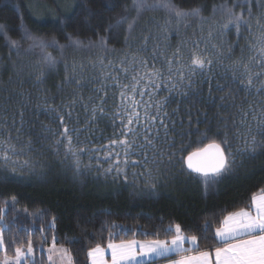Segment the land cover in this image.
I'll use <instances>...</instances> for the list:
<instances>
[{"label": "trees", "instance_id": "16d2710c", "mask_svg": "<svg viewBox=\"0 0 264 264\" xmlns=\"http://www.w3.org/2000/svg\"><path fill=\"white\" fill-rule=\"evenodd\" d=\"M63 2V4L61 3ZM73 0H8L7 6L4 0H0V25L5 26L7 37L18 41L20 45L19 54L16 50L10 49L4 35H0V86L6 87L9 91H23L31 99L27 108L21 104L14 103L11 110L4 111L0 109V123L3 118H7V124L4 127L11 134V143L20 147L24 142L31 140V150L25 147L24 154L13 156L14 161L19 163L7 166L0 160V208L7 205V202L15 198L14 209L8 206L3 215L4 224L8 229L4 231L5 247L8 255H14V249L21 247L27 248V241H32V247L38 251V258L46 264L43 253L39 251L48 247L52 243L62 245L66 248L71 258L72 264H88L87 253L96 246L105 247L110 243H120L122 240H170L173 232H165L170 225L179 224L186 237L195 235L198 238V249L211 250L216 246L215 229L220 226V222L228 213L237 211L240 208H249L251 198L254 194L264 189V156L254 161H246L244 166L239 168L236 174L218 185L214 190L205 193L203 186L191 177L179 175V163L172 168L171 172L160 175L157 181L155 194H151L144 184L145 177L134 175L140 173L143 168L139 165L128 164L127 172L128 182L124 183L123 177L116 183H113L112 175L105 177L103 169L108 168L115 161V153H120L121 164L124 167V149L120 146L107 147L111 140L121 139L122 131L121 118L127 123L128 115L132 112L131 101L125 99L122 102L121 91H125L128 97L135 95V100L140 105L144 103H153L156 100L167 98L165 111L169 113V137L174 138L175 147L167 149V145L162 140L158 146L164 147L169 151L177 153V160L181 155L187 153L177 152L182 146L188 151L194 150L202 144L198 143L199 136L185 135L183 140L178 135L182 131L180 122L183 121L185 129L194 132L196 127L204 130L208 125L195 123L197 113L207 112L208 120L212 132L211 138L219 140L223 136L225 129L220 127L219 136L217 133L218 124L214 118L217 111L216 107L201 103L200 98H184L176 94L175 91L169 92L167 88L161 87L150 99L148 95L141 97L138 94L128 92L119 85L128 84L132 86L135 82L133 76H144L145 72L155 64L164 76H167V65L163 57L153 58L151 54L152 42L149 43V51L138 52L139 42L135 39L130 41V47L123 41V31L119 42L110 40L108 47L115 48L113 53H104L100 49L91 51H77L73 48H66L63 55L55 48H48L58 60L63 62L57 65L55 71H48L44 68L46 76L42 84H37L36 75L39 74V68H43L42 53L39 49H29L31 41L22 38L23 28L28 29L34 35L45 38L56 37L61 44H66L64 34L79 35L81 39L97 37L91 31H84L80 24L73 22L69 26L68 21L60 23L65 16L71 14V5ZM109 4H115V11L108 13L103 11L105 18L116 17L124 13L125 5L129 8L128 15L135 16L131 11V0H106ZM219 3L221 0H172V3L179 8L188 9L197 4L207 6L202 15L209 16L211 5ZM96 10V5H91ZM237 11H239L237 9ZM264 8H253V19L251 21V33L242 28L241 36L238 39L235 30L228 32L222 39L233 45L231 60L225 59L224 63L229 64L232 60L241 57V49H244L243 55L248 56L247 44L250 40L260 35V30L256 26L255 17L261 16ZM83 19V17H81ZM171 19V29L173 30L167 43L171 45L166 50L168 55L180 44L181 39L188 41L183 50L182 62L189 60V50L192 48V42L200 40L201 36H207L209 25H201L198 18H188L179 24V33L175 29L177 23L174 18H170L164 10L146 11L138 21L135 36H139L145 28H151L154 32L156 26H164L167 20ZM217 22H222L219 17ZM98 23L97 20L90 21V24ZM264 23V20H262ZM185 24L188 27H185ZM106 26V24H105ZM203 29V31H202ZM98 31H100L98 29ZM100 34H104L102 31ZM214 43L217 41H213ZM205 47L204 43L200 48ZM209 51L211 47L209 45ZM104 56V65L99 63V57ZM143 57L149 61V69H143L138 66L137 71H133L131 61L133 57ZM126 60L125 66L129 67L127 77L112 67H107L111 60L113 65H118L120 60ZM91 60L96 64L95 68L88 67L84 75L89 79V83L84 88L77 90L75 86H59L65 78L64 62L69 66L75 61H83L85 64ZM39 66V67H38ZM180 65H176L179 67ZM20 72V75H17ZM223 69L216 65L212 74L205 76L197 75L195 79L199 81L196 85L206 98L209 85L203 83L208 75L214 76L219 80V74ZM111 73L112 76H118V82H114L111 77L105 78ZM13 81L9 85V80ZM20 81H23L22 88ZM158 83L160 81H157ZM223 83V80H220ZM148 80H140L135 84L137 91L145 89ZM214 87V83H213ZM96 89H102L97 92ZM151 91L150 88H148ZM47 96L49 103L60 109L62 114L68 111L72 112L69 127L77 129H86L78 135L73 134V148L80 147L88 151L80 154V166L85 169L84 175L80 178H74L71 168L72 156L67 158V163H61L64 160V146L60 147L59 155L56 154V148L53 145V137L42 131V125H47L54 130L59 127L54 114H48L42 109L37 108L38 103L43 102V97ZM213 95L219 96L223 93L213 92ZM82 98V99H81ZM19 99V98H17ZM104 100L103 108L105 114H96L92 120V109L101 104ZM73 101L75 103L73 104ZM219 100H217V104ZM249 104L257 109V113L264 109V96H257L255 93L249 95L243 91L239 92L236 105L238 107H229L227 111L221 110L224 116L232 117L238 122L240 120L239 106L247 109ZM62 105H72L71 108L62 107ZM179 111L172 115L173 110ZM189 110L192 112V128L188 129V119L186 115ZM135 111L140 113L141 120L144 117V107L137 106ZM23 112L22 134L17 140L16 129L20 128V113ZM150 114H155V109H149ZM119 113V117L116 114ZM203 120V116L200 117ZM175 122L176 131L171 130V122ZM15 122V126H13ZM248 122L255 130L256 121L251 116ZM132 127H136L135 124ZM229 137L232 138V119H229L228 127ZM144 129L139 130V134L134 139L136 145L143 143ZM163 138V131L161 130ZM205 140L203 143H207ZM109 152L113 155L105 160ZM139 147H135L129 161L141 160ZM151 152L149 151V156ZM29 162V167H21L23 161ZM91 165L90 168L86 166ZM179 176L178 179L173 177ZM135 185V188L133 187ZM143 191H140L142 190ZM139 192V194H134ZM18 209L26 213L19 212ZM209 222L211 227L205 231V223ZM43 229L41 231L40 229ZM20 242V245H16Z\"/></svg>", "mask_w": 264, "mask_h": 264}, {"label": "snow or ice", "instance_id": "6c2138e0", "mask_svg": "<svg viewBox=\"0 0 264 264\" xmlns=\"http://www.w3.org/2000/svg\"><path fill=\"white\" fill-rule=\"evenodd\" d=\"M5 6L8 0H4ZM91 5H96V10H93ZM264 8V0H221L219 3H213L210 9V15L204 16L202 12L206 10L207 6L204 4H197L194 7L183 9L177 7L172 3V0H131V11L135 12V16L128 15L129 8L124 7V13L116 17L105 18L103 11L111 13L115 11V4H109L106 0H73L71 5V14L64 17L60 21L69 22L72 26L73 22L79 23L84 31H91L97 38L81 39L79 35L64 34L66 44H61L56 37L45 38L43 36L34 35L31 31L23 28L22 38L31 41L29 49H39L42 55L43 68H39V74L36 75L37 84H42L46 76L44 68L48 71H55L57 65L62 60H58L50 52L48 48H55L61 55L66 48H73L77 51H91L92 49H100L104 53H113L117 50L109 48L110 40L119 42L121 31H123L124 44L130 47V41L133 39L139 42L138 52L149 51V43L152 42L151 54L153 58L163 57L164 63L167 65V76L161 72L160 69L151 65L149 69V61L143 57L134 56L131 64L132 70L137 71V67L149 69L144 76H133L132 80L135 84H139L140 80L147 78L148 85L145 89L137 91L134 85L128 84L119 85L122 89L128 92L138 94L141 97L148 95L151 97L163 86L171 93L176 92L177 95L189 98H200V102L217 108L214 118L217 120L218 129L215 136H219L220 127L225 131L223 136L218 139L211 138L209 133L212 132L210 121L208 120L207 112L197 113L195 123L199 125L204 123L208 125L204 130L196 127L194 132L185 129L184 122H180L182 129L178 135L183 137L185 135L199 136L198 143L202 146L196 147L194 150L188 151L186 147L182 146L177 152L184 153L177 160V153L169 151L175 147L174 138L169 137V113L165 111L167 98L163 100H156L153 103L139 104L135 100V95L128 97L125 91H121L120 95L122 102L125 99L131 101L130 106L132 112L128 115L127 123L121 118L122 131L120 133L121 139H113L107 147L120 146L124 149V167H120V153H115V161L106 169H103L105 177L112 175L113 183H116L123 177L124 183L128 182L127 172L125 169L128 164L139 165L143 168L140 173H134L145 177V188L151 193L155 194L157 181L163 172L168 174L172 168L179 163V175L191 177L197 180L204 188L205 193L214 190L224 180L234 176L239 168L243 167L246 161H254L261 156H264V109L257 113V109L249 104L247 109L239 106L240 120L237 122L234 117L224 116L221 110L227 111L229 107H238L236 99L239 92L243 91L249 95L255 93L257 96H264V12L261 16L255 17L256 26L260 30V35L250 40L247 44L248 56H244V49H241L242 55L231 63L225 64L224 60H231L233 45L222 39L228 32L235 30V34L239 39L241 36V29L244 28L251 33L253 19V8ZM101 9L103 11H101ZM237 9L239 11H237ZM164 10L170 18H174L177 23L175 29L176 34L179 33V24L188 18H198L201 25H209L207 36H201L200 40L192 42V48L189 50V60L187 63L182 62L183 50L187 46L188 41L181 39L180 44L168 55L166 50L171 47L167 41L172 33L171 19L165 22L164 26L157 25L154 32L151 28H145L141 31L139 36H135L136 27L139 19L146 11ZM83 17V19H81ZM217 17L222 22H217ZM97 20L98 23L90 24V21ZM106 24V26H105ZM185 27H188L185 24ZM98 29L100 31H98ZM101 31L104 34H100ZM203 31V29H202ZM0 35H4L10 49L16 50L19 54L20 45L18 41L7 37L5 26L0 25ZM217 41V42H213ZM204 43L205 47L200 48V44ZM209 45L211 51H209ZM104 56L99 57V63L104 65ZM126 60H120L118 65H113L111 60L108 61L107 67H112L115 71H119L127 77L129 67L125 66ZM176 65H180L176 67ZM219 65L223 72L219 74L220 79L215 80L214 76L208 75L203 83L209 85L208 95L205 98L203 92L196 87L199 81L195 77L199 74H212L213 68ZM39 67V66H38ZM95 68L96 64L89 60L87 64L83 61L77 63L73 62L71 66L64 62L65 78L59 90H63V86H75L77 90L84 88L89 79L84 75L86 68ZM20 75V72H17ZM111 77L114 82H118V76H112L111 73L105 78ZM220 80L224 82L221 83ZM157 81H160L159 83ZM13 81L9 80V85ZM20 87L23 86V81H20ZM214 83V87H213ZM151 89V91L148 90ZM100 92L102 89H96ZM223 93V95L215 96L213 92ZM19 98V99H17ZM31 97L23 91H9L8 88L0 86V109L4 111L11 110L14 103H19L23 108H27ZM82 99V98H81ZM217 100L219 103L217 104ZM75 101H73V104ZM104 100L101 99V104L92 109V120L96 118L97 112L101 116L105 114L103 108ZM137 106L144 107V117L142 121L140 113L135 111ZM62 107L71 108L72 105H62ZM37 108L42 109L48 114H54L56 121L59 122V127L53 129L47 125H42V131L50 134L53 139V145L56 148V154L59 155L60 147L64 146V160L61 163H67L69 156L74 157L71 168L74 178H80L84 175L85 169L80 166V154L88 151V149L80 147L73 148V134H79L86 129H77L69 127L72 112L68 111L62 114L60 109L49 103L47 96L43 97V102L37 104ZM155 109V114H150L149 109ZM179 109L173 110L172 115H175ZM189 117L187 128L191 129L193 120L192 112L186 113ZM203 116V120L200 117ZM251 116L256 121L255 130L248 122V117ZM20 128L16 129L17 140H19L24 125L23 112L20 113ZM119 117V113L116 114ZM229 119H232L233 135L230 139L228 127ZM7 124V118H3V123H0V160L7 166L9 163L15 165L19 161H14L13 156L24 154L25 147L31 150L32 141L28 140L17 148V145L11 143V134L7 131L4 125ZM135 124L136 127H132ZM171 130L176 131L175 122H171ZM15 126V122H13ZM144 129L143 143L136 145L135 137L138 136L139 130ZM161 130L163 131V138L161 137ZM167 145V149L158 144ZM207 140V143H203ZM139 147L141 160L129 161L128 157L133 154L134 148ZM149 151L151 155L149 156ZM113 153L109 152L105 156V160L112 157ZM21 167H29L27 160L23 161ZM91 165L86 166L90 168ZM178 179L179 176L173 177ZM135 188V185H133ZM140 191H143L140 190ZM134 194H139L136 192ZM15 206V198H13L12 208ZM6 214L5 209L0 208V251H3V259L0 264H23L27 256L33 253L32 241H27V249L16 247L14 255L9 256L5 248L4 231L10 230L4 224L3 215ZM211 227L209 222L205 223V231ZM43 231V229H40ZM171 240L154 239L138 241L122 240L120 243H110L108 248L111 251V264H144L142 259L165 257L172 252H185L190 249H185L184 244L190 243L193 248L198 245V238L195 235L186 237L179 224L169 226L165 232H173ZM215 236L222 246L215 247L214 253L209 251H201L197 255L182 256L178 260L171 261V264H264V189L260 190V194H254L251 198V205L249 208H240L224 216L220 222V226L215 229ZM55 247V244H53ZM63 251V250H62ZM104 250L98 245L94 249H90L88 256L91 264H106L104 259ZM51 259V257H49Z\"/></svg>", "mask_w": 264, "mask_h": 264}, {"label": "rangeland", "instance_id": "374dc122", "mask_svg": "<svg viewBox=\"0 0 264 264\" xmlns=\"http://www.w3.org/2000/svg\"><path fill=\"white\" fill-rule=\"evenodd\" d=\"M63 4V2H61ZM13 201L7 202V205L3 207V209L6 210L8 206H12ZM19 212L26 213L23 210L18 209ZM175 225H173L174 228ZM16 245H20V242H16ZM6 248V247H5ZM27 248H25L26 251ZM63 250V251H62ZM43 253V256L45 258L46 264H72L71 258L69 256L68 251L66 248L62 245H55L53 247V243L49 245L48 247H45L43 249H40ZM38 251H35L33 249V253L30 256H27L24 260L23 264H38L41 262L40 257L38 258ZM3 251H0V260L3 259ZM11 257V256H10ZM51 257V259H49Z\"/></svg>", "mask_w": 264, "mask_h": 264}, {"label": "crops", "instance_id": "0c3cea01", "mask_svg": "<svg viewBox=\"0 0 264 264\" xmlns=\"http://www.w3.org/2000/svg\"><path fill=\"white\" fill-rule=\"evenodd\" d=\"M259 194H260V192L257 193L256 195H259ZM215 240H216V246L215 247L222 246L220 244V242L218 241V238H216V236H215ZM108 245L109 244H107L105 247H102V249L104 250V254H105L104 255V259L106 261V264H111V251L108 248ZM184 248L185 249H190V251H185V252H172V253H169L165 257H159V258L148 259L147 257H143V258H138V259H142L143 262H144V264H171V261L178 260L182 256L197 255L201 251H209V252H213L214 253V249H215V248H213L211 250H204V249H201L200 250V249H198V245L195 248H193V246L190 243H188V242H186L184 244ZM87 259H88V264H91V261H90V258L88 256V253H87Z\"/></svg>", "mask_w": 264, "mask_h": 264}]
</instances>
